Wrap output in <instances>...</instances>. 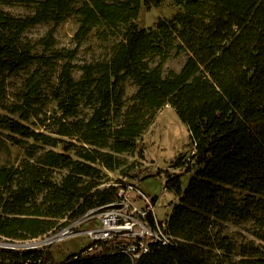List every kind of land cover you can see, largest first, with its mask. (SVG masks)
Masks as SVG:
<instances>
[{
    "label": "trees",
    "instance_id": "trees-1",
    "mask_svg": "<svg viewBox=\"0 0 264 264\" xmlns=\"http://www.w3.org/2000/svg\"><path fill=\"white\" fill-rule=\"evenodd\" d=\"M11 1L37 8L26 18L0 9V112L21 117L6 120L0 114V128L18 145L21 140L49 147L62 143L23 122L39 117L43 69L65 62L53 91L61 116L51 133L71 142L65 153L32 154L31 162L17 169L0 168V237L39 239L111 204L119 190L106 186L104 171L124 168L123 157L171 106L188 127L192 148L189 158L175 161L183 173L168 174L166 185L180 198L168 220L176 245L152 246L135 263L119 252L89 256L85 250L62 264H264V224L254 231V240L240 244L223 232L232 218L249 219L254 209L264 212V0H171L184 12L159 20L154 29L136 23L142 0ZM164 1L144 4L150 10ZM72 16L80 25L79 44L97 28L104 30L100 38L117 40L108 60L80 67V80L74 77L75 52L39 56L25 38L35 26L53 23L50 51L56 29ZM172 51L187 53L188 59L180 72L166 75L163 66ZM33 67L18 102L11 103L8 80ZM129 80L137 92L127 107ZM71 151L74 157L67 154ZM57 169L67 171L59 184L52 179ZM131 171L127 177L137 180ZM184 174L194 175L186 188ZM237 190L248 193L243 201ZM0 258L1 264H56L49 248L3 252Z\"/></svg>",
    "mask_w": 264,
    "mask_h": 264
},
{
    "label": "rangeland",
    "instance_id": "rangeland-1",
    "mask_svg": "<svg viewBox=\"0 0 264 264\" xmlns=\"http://www.w3.org/2000/svg\"><path fill=\"white\" fill-rule=\"evenodd\" d=\"M83 1L78 0V5ZM143 6L137 25L140 29H154L159 20H172L179 13L184 12V7L176 5L171 0H165L160 7H153L150 10ZM36 4L14 2L11 0H0V9L18 17L26 18L36 11ZM79 22L77 16H72L68 21L61 24L54 33L55 47L50 51L47 50V41L50 39V32L55 28L53 23H43L30 29L25 38L31 42L39 56L52 57L54 53L60 52L64 56L68 53L75 52L76 58L72 64L77 68L74 71L76 80L82 77L80 67L95 62L108 60L112 53V48L116 44L115 38L104 40L99 37V33L103 32L102 28L94 29L92 33L82 43L76 40V34L79 30ZM188 59L187 53L180 55L176 51H172L169 58L163 66V70L167 75L171 71L180 72ZM67 62V61H66ZM65 62L53 65L54 67H45L41 72L43 88L41 92V104L39 108V117L32 118L29 122H23L24 125L32 128L38 133L53 136L61 140L57 147L45 146L34 140H21V144H15L8 139L10 132L0 128V168L8 166L19 168L24 162L30 161V156L36 154L40 156L44 153L53 151L56 153H65L66 143L71 142L70 139L60 138L51 132L56 128L53 126L55 118H59L61 113L57 102L54 100L53 91L57 87L60 67ZM37 67H33L28 71L13 76L8 80L7 92L8 100L11 103H17L18 97L24 89L25 81L30 77ZM126 92V105H131V99L137 92V87L132 81L124 84ZM84 114H89L87 110ZM2 118L15 121H21L20 115H12L8 112H0ZM5 120V121H6ZM60 138V139H59ZM74 157V152L67 153ZM192 155L190 133L188 127L179 119L175 109L171 106L165 107L159 112L152 125L148 128L142 138L139 140L137 148L129 155L123 158L127 161V165L119 171L105 172L104 182L110 187L112 184L123 180L127 182H135L138 188L149 198L157 199L155 203V214L159 221L166 222L176 205L180 203V198L166 188L168 182V174L183 173L176 169L175 161L179 156L190 157ZM33 162V161H32ZM132 168V175L138 179L127 177V173ZM67 174L66 170L57 169L52 173L53 182L59 184L63 177ZM194 177L192 174H184L183 187L186 188ZM239 201H243L248 195L247 192L235 191ZM43 196L39 197V201ZM251 218H232L223 225L224 235L233 238L238 244L245 241L254 240L253 233L259 230L264 224V212L259 210H251ZM97 226L100 224L97 223ZM88 226H83L82 230H87ZM93 245V242L86 236H74L65 239L58 244L45 246L52 249L56 264H62L70 257L81 254ZM1 264V258H0Z\"/></svg>",
    "mask_w": 264,
    "mask_h": 264
},
{
    "label": "built area",
    "instance_id": "built-area-1",
    "mask_svg": "<svg viewBox=\"0 0 264 264\" xmlns=\"http://www.w3.org/2000/svg\"><path fill=\"white\" fill-rule=\"evenodd\" d=\"M111 186L119 190L117 198L104 207L90 211L79 220L30 241H11L0 237V254L3 252L40 251L74 236H86L93 245L85 255L101 256L122 253L133 263L150 254L152 246L173 247L177 240L170 234L168 221L161 222L155 214L153 199L146 196L135 182L120 180ZM97 223L100 226H97ZM88 226L87 230H82Z\"/></svg>",
    "mask_w": 264,
    "mask_h": 264
},
{
    "label": "bare ground",
    "instance_id": "bare-ground-1",
    "mask_svg": "<svg viewBox=\"0 0 264 264\" xmlns=\"http://www.w3.org/2000/svg\"><path fill=\"white\" fill-rule=\"evenodd\" d=\"M170 107V106H169Z\"/></svg>",
    "mask_w": 264,
    "mask_h": 264
}]
</instances>
